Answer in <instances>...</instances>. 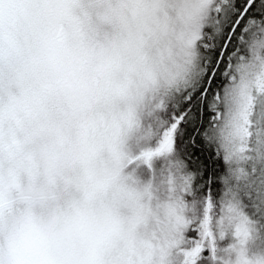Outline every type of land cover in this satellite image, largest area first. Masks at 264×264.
Returning <instances> with one entry per match:
<instances>
[{
  "label": "clouds",
  "instance_id": "clouds-1",
  "mask_svg": "<svg viewBox=\"0 0 264 264\" xmlns=\"http://www.w3.org/2000/svg\"><path fill=\"white\" fill-rule=\"evenodd\" d=\"M236 3L0 0V264H264V16L205 129L217 200L167 141Z\"/></svg>",
  "mask_w": 264,
  "mask_h": 264
},
{
  "label": "snow or ice",
  "instance_id": "snow-or-ice-1",
  "mask_svg": "<svg viewBox=\"0 0 264 264\" xmlns=\"http://www.w3.org/2000/svg\"><path fill=\"white\" fill-rule=\"evenodd\" d=\"M235 7L238 12L231 17L230 23L223 27L219 35H209L205 38L201 51L204 53L202 67L203 77L196 88H188L171 109L169 115L170 132L167 141L183 154L188 162V167L193 173L200 174L196 177L192 187L200 186L206 196L212 197L211 186L216 181L215 159L216 153L205 145L208 133L205 131L209 122L216 118L213 110L214 98L219 99V89L222 75L228 66L232 54L237 51V38L244 28L249 17L264 16V0H237ZM203 134V138H202ZM211 163V166H210ZM191 181L192 178L189 177ZM206 189V190H205ZM190 239L195 244L200 239L198 230L190 231ZM199 248L196 252H199ZM196 253L194 252L193 255ZM208 253L205 252L206 256Z\"/></svg>",
  "mask_w": 264,
  "mask_h": 264
},
{
  "label": "trees",
  "instance_id": "trees-1",
  "mask_svg": "<svg viewBox=\"0 0 264 264\" xmlns=\"http://www.w3.org/2000/svg\"><path fill=\"white\" fill-rule=\"evenodd\" d=\"M216 158H214L215 160ZM210 166H211V163H210ZM215 169H216V176L214 177L215 181H216V184L214 183L212 186H211V193H212V197H211V200L215 201L219 198L220 196V192H219V188H220V184L217 183V177H219L220 173L224 170V166H223V163L219 160V163H217L215 165ZM206 190V189H205ZM198 195L200 196H205V193L200 190H198L197 192ZM208 197V196H207Z\"/></svg>",
  "mask_w": 264,
  "mask_h": 264
}]
</instances>
